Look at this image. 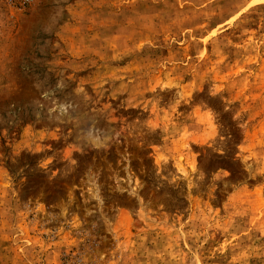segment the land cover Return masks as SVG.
<instances>
[{
	"label": "rangeland",
	"instance_id": "rangeland-1",
	"mask_svg": "<svg viewBox=\"0 0 264 264\" xmlns=\"http://www.w3.org/2000/svg\"><path fill=\"white\" fill-rule=\"evenodd\" d=\"M0 264H264V0H0Z\"/></svg>",
	"mask_w": 264,
	"mask_h": 264
}]
</instances>
